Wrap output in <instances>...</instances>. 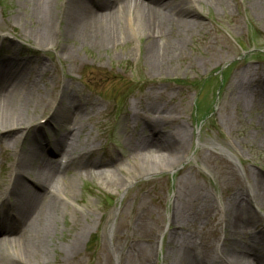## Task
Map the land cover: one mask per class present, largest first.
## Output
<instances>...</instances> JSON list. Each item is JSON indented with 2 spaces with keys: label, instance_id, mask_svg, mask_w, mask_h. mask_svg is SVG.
I'll use <instances>...</instances> for the list:
<instances>
[{
  "label": "rangeland",
  "instance_id": "374dc122",
  "mask_svg": "<svg viewBox=\"0 0 264 264\" xmlns=\"http://www.w3.org/2000/svg\"><path fill=\"white\" fill-rule=\"evenodd\" d=\"M63 1L52 9L53 16ZM32 7L29 0H0V35L6 37L0 40L1 55L13 52L14 59L32 60L24 75H37L41 93L74 89V99L87 104L76 110L64 101L59 116L72 112L84 126L88 147L95 149L81 168L57 174L64 177L67 201L52 220L40 264H180L177 259L187 247L199 262L204 245L216 258L232 241L228 224L235 208L245 216L247 210L257 215V225L252 231L245 228L240 240L253 244L264 239V200L247 196L255 180L264 192V98L248 88L249 81H264V18L242 0L224 10L198 5L200 16L186 17L197 25L183 50L164 69L151 70L146 36L133 34L128 16L122 18L125 42L99 49L91 42L54 36L53 45L43 49L31 32ZM53 124L26 137L23 149L31 148L33 165L44 159L66 164L63 150L54 152L45 143ZM152 138L178 140L154 169L137 174L135 167L145 161ZM72 146L74 162H82L87 145ZM20 148L0 138L5 184ZM95 161L102 165L94 166ZM105 168L115 170L114 176H98ZM21 178L34 189L31 174ZM16 200L5 205L7 213L15 215L11 206ZM77 234L79 247L70 258L68 245ZM4 235L18 236L0 230Z\"/></svg>",
  "mask_w": 264,
  "mask_h": 264
},
{
  "label": "bare ground",
  "instance_id": "6f19581e",
  "mask_svg": "<svg viewBox=\"0 0 264 264\" xmlns=\"http://www.w3.org/2000/svg\"><path fill=\"white\" fill-rule=\"evenodd\" d=\"M29 1L33 4V13L30 17L35 18L32 22L34 29L31 32L36 37L35 41L39 47L46 49L49 44L53 45L54 36L91 42L99 49L106 48L109 44L125 42L128 36L123 30L122 18L126 15L133 34L146 36L145 57L151 70H162L176 53L183 50L187 35L197 25L193 19L186 17L191 14L200 16L198 5L224 10L235 0H64L61 12L56 16H53L51 11L58 0ZM242 1L264 18V0ZM100 7H105L103 12L97 11ZM192 7H195V10ZM130 13L135 15L134 18H131ZM0 29L3 28L0 26ZM0 37V40L6 38L2 35ZM1 54H4L2 49H0V138L3 143L19 144L21 148L14 153L15 160L10 171V182L5 184L4 180L0 179V215H5V219L0 218V230L3 229L8 234L12 232L18 234L17 237L7 235L0 237V264H40L41 255L42 257L47 255L52 220L60 205L67 201L65 190L61 185V181L64 183V177L57 174L71 166L75 170L81 168L86 156L95 151L93 147H88L90 146L88 138L83 135L84 126H80L79 122L72 118V112L67 111L62 118L59 114L65 108L64 101L72 104L76 110H80L82 105L87 103L82 99L76 101L75 90L68 86H64L56 94H52L51 90L41 93L37 75L28 78L24 75L26 66L30 65L32 60L23 62L14 59L13 52L9 53L10 56ZM248 88L250 93L257 95L260 93V98H264V81L260 79L249 81ZM46 112H49L47 116ZM53 122L55 125L53 124L51 129V137L49 136L45 143L47 142L49 150L53 149L54 152L63 150L67 158L66 164L56 165L49 159H44L35 161L33 165L28 156L31 148L28 152L23 149L26 137L30 131L38 133L40 129L46 128L48 123ZM261 122L264 129V114ZM71 124L72 128H70ZM177 140L168 142L165 140V142L160 138L149 139L148 148L144 151L146 159L137 163L134 172L149 173L155 168L156 162L167 153H173L168 147ZM74 143L87 145L81 154L82 162L76 163L72 158V153L75 151V147L72 146ZM226 151L231 153L229 150ZM93 164L96 167L102 165L96 161ZM114 172L113 169L105 168L98 173V176L106 174L111 177L114 176ZM26 173L34 177V189L31 184L28 186L23 182L21 177ZM250 194L260 196L264 200V192L261 191L258 180H255L253 189H250L247 196ZM12 198H17L11 206L15 215L7 213L5 207ZM256 218L257 215L253 210H247L245 216L239 214V209H232L228 229L233 238L230 243L224 245L225 247L220 248V254L216 258L210 255L207 251L208 246L204 245L205 249L199 257V262L193 259L194 254L190 251L194 249L189 247L182 252L181 257L177 259L178 262L180 264H264V239L251 244L239 238L245 232V228L247 231L253 230V225H257ZM79 243L78 234L70 240L68 245L71 251L70 258L76 255Z\"/></svg>",
  "mask_w": 264,
  "mask_h": 264
}]
</instances>
